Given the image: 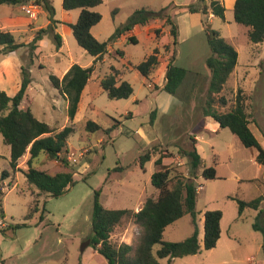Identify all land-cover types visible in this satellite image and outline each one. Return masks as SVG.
I'll return each mask as SVG.
<instances>
[{
	"label": "rangeland",
	"instance_id": "374dc122",
	"mask_svg": "<svg viewBox=\"0 0 264 264\" xmlns=\"http://www.w3.org/2000/svg\"><path fill=\"white\" fill-rule=\"evenodd\" d=\"M51 1L55 18H68L65 26L61 22L52 24L41 5L34 4L37 6L35 16L23 9L24 13L20 12L16 7V14H26L31 20L23 33H14L19 43H24L34 33L31 31L37 33L41 28H48L49 24L53 29L43 32L34 49L25 43L16 50L14 59L29 67L32 77V87L27 90L20 106L29 107L40 120L59 129L74 125L67 151L62 152V157L71 155L77 158L76 162L68 159L69 167L74 170V183L59 196L40 193L28 183L23 171L28 168L29 152L19 160V168L13 171L10 146L0 133V185L4 210V215L0 213V264H108L103 255L86 244L91 234L95 191L100 190V202L106 208L140 210L146 198L158 195L151 177L159 151L190 148L189 138L194 134L198 136L197 146L203 157V166L196 179L199 237L202 241L204 213L209 209L223 212L221 237L212 249L203 248L197 254L175 257L171 261L168 257H158L160 264H264V234L252 226L257 212L246 208L239 217L238 203L231 198L251 200L264 195V166L256 159V149L244 146L229 128L219 127L211 118L203 124L202 106L208 98L210 82L206 59L212 54L207 30L215 29L233 44L239 57L223 90L215 95L214 107L228 111L235 106L240 95L249 113L250 126L264 147V42L255 44L250 41L249 27L235 20L232 2L220 0L226 7L223 19L209 17L211 13L193 16L183 8L196 0H103L92 8L102 15L101 21L91 30L97 39L107 40L136 9L145 7L154 11L167 8L179 27V42L176 46L169 44L173 39L170 25L165 19H156L137 27L134 31L137 42L129 41L130 32L117 37L105 61L95 65L94 57L77 43L70 26L77 22L80 9L65 10L63 0ZM12 6L0 5V12L6 13L14 8ZM157 28L161 29L158 37ZM54 32L63 38L60 48ZM157 47L161 64L149 77L137 69L119 76L134 88L129 98L111 99L99 87L98 78L110 74L113 67L121 69L135 65ZM118 50L123 51V55ZM174 51L175 64L188 70L177 95L162 89L166 82V62ZM16 60L11 62L9 74L2 69L4 75H0V89L11 96L17 93L22 81ZM75 63L83 67L95 66V69L72 122L67 113V101L53 85L50 76L63 77ZM222 96L225 103L221 101ZM153 110L157 113L152 122ZM89 120L101 127L89 131L86 128ZM148 148H156V152L142 166L140 155ZM175 154L173 173L190 176L187 159ZM33 165L50 173L68 169L61 159L51 160L45 152L34 159ZM204 166H214L217 177L205 178L202 175ZM4 170L10 174L2 179ZM37 200L39 210L28 216ZM17 224L20 226L14 228ZM193 231L192 217L185 214L166 227L163 239L180 241ZM142 232L133 216L126 217L115 227L111 241L116 245L123 242L135 245ZM160 246L154 245V254Z\"/></svg>",
	"mask_w": 264,
	"mask_h": 264
},
{
	"label": "trees",
	"instance_id": "16d2710c",
	"mask_svg": "<svg viewBox=\"0 0 264 264\" xmlns=\"http://www.w3.org/2000/svg\"><path fill=\"white\" fill-rule=\"evenodd\" d=\"M103 0H63L65 10L80 9L76 23L70 24L77 43L94 57V64L103 62L104 57L110 52L112 43L121 35L131 32L137 25H147L156 19H165L170 25L172 42L176 46L178 40V25L173 21L167 8L161 11H154L149 8L136 9L128 18V21L107 40L97 39L91 32L92 27L99 23L102 15L93 11ZM32 2L41 5L48 14L52 24L61 22L55 18L56 11L51 0H0V5H23ZM193 14H210L225 18L226 7L220 0H196L183 7ZM194 16V15H193ZM234 18L238 23L249 27L248 37L255 44L264 42V0H236L234 3ZM202 21V19H201ZM52 24L48 28H41L34 38L28 43L33 49L37 46L38 40L44 31L53 29ZM161 29H156L157 37ZM57 47L63 44L62 36L54 32ZM207 40L211 47L212 54L206 59L210 72L208 87V98L202 106L203 117H211L221 128H229L241 143L246 147L256 149V159L264 166V147L258 140L250 126V117L242 97L239 95L235 106L228 111H219L214 107L215 95L221 93L231 73L234 71L239 53L228 39L223 37L218 30L208 29ZM129 41L137 42L134 35L129 36ZM25 43H19L13 33L7 29H0V61L7 54L18 50ZM123 55V51L118 50ZM160 50L157 48L146 56L142 61L121 69L112 68V72L102 78H98V85L111 99L129 98L134 88L127 80H121L119 76L130 69H137L143 76L149 77L160 64ZM175 51L166 64V82L163 90L173 95L178 94V89L185 81L188 70L175 64ZM95 69L83 67L77 63L73 64L62 78L51 75L53 85L59 90L67 101V113L70 121H74L78 112L82 93L90 81ZM22 81L19 90L14 96L9 95L5 90L0 89V133L4 142L10 146V165L16 171L19 160L29 152L27 160L28 168L23 169L27 181L31 186L36 187L40 193H47L53 196L63 194L70 185L74 183V170L69 166L67 157H62L64 149L67 151L68 139L74 132L73 123L62 129L52 126L40 120L32 110L22 108L23 101L29 86L32 84V77L29 67L22 66ZM222 102L225 98L222 96ZM157 110L151 112L152 122ZM101 126L95 121L89 120L86 128L89 131H96ZM197 135L190 136V148L177 147V150L161 149L159 157L155 159V170L151 182L158 191L156 197H148L138 211L129 208L109 209L100 202V190L95 191L93 212L91 219V234L86 244L93 247L98 253L104 256L108 264H160L159 258L183 257L201 252L204 249L216 247L221 237V220L223 212L219 209H209L204 213V236L201 241L199 227L197 224L198 211L196 201L198 195L199 168L203 166V157L198 150ZM156 148H148L142 151L140 163L142 166L152 159ZM42 152H45L51 160H62L67 170L50 173L47 170L39 169L33 165L34 159ZM175 152L187 159L190 167V176H184L181 172H175L173 160ZM10 172L4 170L2 179L9 176ZM202 175L205 178L217 177V170L214 166H204ZM2 189L0 185V213L4 215L1 203ZM238 203V214L242 217L246 208L257 210L255 220L252 224L255 230L264 234V195L251 200H244L231 196ZM39 210L38 200L28 216ZM185 214H190L194 225L193 233L180 241H165L164 231L168 225L175 222ZM134 217V221L143 229V232L135 245L123 242L119 245L113 244L111 235L117 225L126 217ZM20 224L14 226L19 227ZM9 227V225H8ZM155 244H161L156 254L153 252ZM264 252V249H263ZM171 264V262L169 263Z\"/></svg>",
	"mask_w": 264,
	"mask_h": 264
},
{
	"label": "crops",
	"instance_id": "0c3cea01",
	"mask_svg": "<svg viewBox=\"0 0 264 264\" xmlns=\"http://www.w3.org/2000/svg\"><path fill=\"white\" fill-rule=\"evenodd\" d=\"M227 2H232L231 4L232 5H234V3H235V1L236 0H226ZM5 5H7V4H5ZM12 7H14V8H10V10H8V12H4V13H2V12H0V29H7V30H10L12 33H13V35H14V33H20V32H22L23 33V30H25V29H28V27L30 26V18L25 14V15H23V14H20V13H17L16 14V7H17V9L18 10H20V12H23L24 13V11L22 10V6L21 5H18V6H12ZM65 14V13H64ZM211 16H209V17H213L214 16V14L213 13H211L210 14ZM61 21V23H63L64 24V26H65V24L68 22V18L65 16V19H62V20H60ZM139 25H137V26H135L134 27V29L128 34L129 36H131V35H134L135 36V34H134V31H136L137 30V27H138ZM153 28H155V27H153ZM149 29H152L151 28V26H149ZM33 30V29H32ZM31 32H34V33H31L30 35H29V37H28V39L24 42V43H26V44H28L29 42H30V40H32L33 38H34V36L36 35V33H35V31H31ZM15 37V36H14ZM136 37V36H135ZM111 49V48H110ZM15 53H16V51H14V52H11V53H9V54H7L4 58H3V60L0 62V75L1 76H3L4 75V73H2V69H5V72H6V74H9V68H10V65H11V62L14 60H16V59H14V57H16L15 56ZM17 61V65L19 66V69L21 70L22 69V63H20L19 62V60H16ZM103 61H105V57H104V60ZM168 63V60H167V62H166V64ZM70 68V67H69ZM68 71V70H67ZM66 71V72H67ZM64 76V75H63ZM9 76L7 75V77L6 78H8ZM62 78V77H61ZM7 80V79H6ZM31 85L29 86V88L28 89H31ZM100 87V86H99ZM163 87V86H162ZM14 93H12V95H13ZM77 115V114H76ZM204 119V121H203V124H204V122L205 121H207L208 120V118H211V117H203ZM212 119V118H211ZM216 122V121H215ZM217 125H219L218 123H217ZM61 129V128H60ZM197 138V140H198V136L196 137ZM256 212H257V210H255Z\"/></svg>",
	"mask_w": 264,
	"mask_h": 264
},
{
	"label": "built area",
	"instance_id": "2783aa9c",
	"mask_svg": "<svg viewBox=\"0 0 264 264\" xmlns=\"http://www.w3.org/2000/svg\"><path fill=\"white\" fill-rule=\"evenodd\" d=\"M37 8L36 5L34 4H23L22 5V9L25 10L29 15H32V16H35L36 15V12H35V9ZM84 152H81L80 155H83ZM68 159H71L73 162H76L77 161V158L71 156V155H68Z\"/></svg>",
	"mask_w": 264,
	"mask_h": 264
}]
</instances>
